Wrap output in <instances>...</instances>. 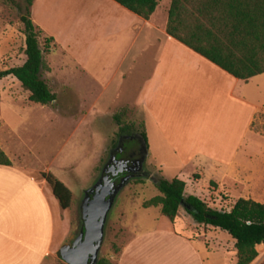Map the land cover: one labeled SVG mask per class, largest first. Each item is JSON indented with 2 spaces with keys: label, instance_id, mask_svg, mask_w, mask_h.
<instances>
[{
  "label": "crops",
  "instance_id": "crops-1",
  "mask_svg": "<svg viewBox=\"0 0 264 264\" xmlns=\"http://www.w3.org/2000/svg\"><path fill=\"white\" fill-rule=\"evenodd\" d=\"M156 1L145 20L113 0H34L30 20L54 40L52 54L59 55L62 74L99 83L98 95L90 96L94 101L75 85L83 112L81 123L72 120L74 131L105 125L117 109L134 108L146 135L147 158L152 150L166 156L184 182L196 174V182L206 175L222 181L251 153L259 105L251 101L249 87L264 74L235 79L174 40L166 33L171 0L163 9ZM14 153L10 166H0V264H45L50 258L56 264V252L69 237L67 210L42 178L48 172L31 168ZM170 235L185 240L182 247L193 259L188 264L197 258L202 264V252L187 234ZM152 238H134L117 264H137L154 254Z\"/></svg>",
  "mask_w": 264,
  "mask_h": 264
},
{
  "label": "rangeland",
  "instance_id": "rangeland-1",
  "mask_svg": "<svg viewBox=\"0 0 264 264\" xmlns=\"http://www.w3.org/2000/svg\"><path fill=\"white\" fill-rule=\"evenodd\" d=\"M16 2L18 4L0 0V70L21 66L26 60L21 16L27 3L26 0ZM168 2L161 0L160 9L166 7ZM46 38L50 37L42 33L41 45ZM50 48V54L44 55V59L47 67L51 66L52 69L42 71L41 76L56 95L51 105L29 102V93L14 78L0 80V147L8 157H13L17 151L14 153L16 158L24 159L37 171L50 173L70 190L72 201L66 211L70 231L68 239L62 243L64 245L71 244L79 234V209L83 195L94 186L108 161L113 144L118 140V125L112 120L108 125L96 123L74 131L76 124L72 120L81 123L83 112V101L74 95L75 85L76 91L81 89L80 95H84V89L86 93L90 92L86 95L92 101L90 96L98 95L99 83L86 80L81 75L68 77L65 72L62 74L58 64L59 55L52 54L54 40ZM249 91L251 101L259 105L251 128L250 155L235 164L232 176L222 181L210 180L206 175L201 182H196L199 177L196 174L185 182V195L198 197L212 209L229 211L240 198L264 204V76L252 82ZM102 103L100 100L98 108ZM121 112L124 113L125 124H133L141 130L136 109L122 107L116 110V114ZM165 158L155 155L152 150L145 161V177L131 180L117 196L108 215L99 262L104 259L117 264L122 250L134 238H143L140 240L143 242L153 237L154 241L150 243L156 245L155 253L143 255L137 264L192 263L193 259L185 254L182 247L185 240L171 236L170 232H173L177 235L187 234L196 243L202 252V264H236L234 241L226 233L197 225L184 210H180L178 217L171 222L161 215L160 208H143L145 202L160 195L156 188L158 180L186 179ZM148 235L150 237L146 238ZM256 250L258 257L252 264H264V245ZM54 261L55 258H50L45 264ZM195 262L199 264V259ZM56 264L65 263L56 256Z\"/></svg>",
  "mask_w": 264,
  "mask_h": 264
},
{
  "label": "trees",
  "instance_id": "trees-1",
  "mask_svg": "<svg viewBox=\"0 0 264 264\" xmlns=\"http://www.w3.org/2000/svg\"><path fill=\"white\" fill-rule=\"evenodd\" d=\"M18 4L16 0H5ZM34 0H26L21 16L25 35V62L17 67L0 70V80L14 78L29 93L28 101L49 106L56 96L42 79L48 69L44 55L51 52L52 38L44 39L42 31L30 20V7ZM133 14L148 20L156 10V0H113ZM166 33L235 79L248 81L264 74V0H171ZM124 113L115 114L118 125L117 145L125 136H136L147 147L141 126L125 124ZM11 162L0 148V166ZM62 210L71 206L70 190L53 175L41 173ZM159 196L143 204L144 209L160 208L161 215L171 222L179 211L192 218L197 225L218 229L233 241L236 264H252L258 257L256 248L264 245V204L250 199H238L229 211L216 210L193 195H185L186 183L180 179L158 180ZM99 264H111L102 259Z\"/></svg>",
  "mask_w": 264,
  "mask_h": 264
},
{
  "label": "water",
  "instance_id": "water-1",
  "mask_svg": "<svg viewBox=\"0 0 264 264\" xmlns=\"http://www.w3.org/2000/svg\"><path fill=\"white\" fill-rule=\"evenodd\" d=\"M125 138L135 139L136 136L129 135ZM142 149L143 155L134 163L133 168H126L127 163L119 161L115 169L108 170L111 162L109 157L94 186L84 193L79 209L81 219L79 234L71 244L62 245L56 252V256L65 264H99V254L105 239L108 215L117 196L131 180L145 177L147 149L143 144ZM111 171L116 174L124 171L129 175L115 184L109 179Z\"/></svg>",
  "mask_w": 264,
  "mask_h": 264
},
{
  "label": "flooded vegetation",
  "instance_id": "flooded-vegetation-1",
  "mask_svg": "<svg viewBox=\"0 0 264 264\" xmlns=\"http://www.w3.org/2000/svg\"><path fill=\"white\" fill-rule=\"evenodd\" d=\"M115 147H117L115 149ZM143 155L142 142L139 138L130 139L123 138L120 142L115 145L110 152V167L115 169L119 161H124L127 163L126 168H133L134 163L138 161ZM128 173L120 171L118 174L114 171L109 172V179L111 182L118 184L122 178H124Z\"/></svg>",
  "mask_w": 264,
  "mask_h": 264
}]
</instances>
